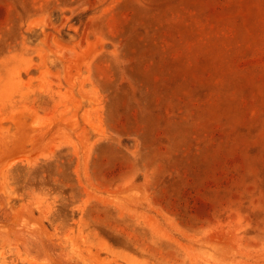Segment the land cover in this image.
<instances>
[{"label": "rangeland", "instance_id": "1", "mask_svg": "<svg viewBox=\"0 0 264 264\" xmlns=\"http://www.w3.org/2000/svg\"><path fill=\"white\" fill-rule=\"evenodd\" d=\"M0 264H264V0H0Z\"/></svg>", "mask_w": 264, "mask_h": 264}]
</instances>
